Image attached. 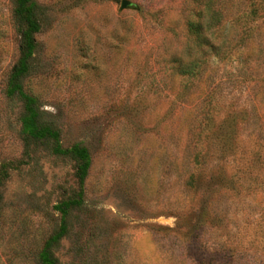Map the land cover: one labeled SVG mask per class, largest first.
<instances>
[{
  "label": "rangeland",
  "instance_id": "1",
  "mask_svg": "<svg viewBox=\"0 0 264 264\" xmlns=\"http://www.w3.org/2000/svg\"><path fill=\"white\" fill-rule=\"evenodd\" d=\"M128 1L0 0V264H264V0Z\"/></svg>",
  "mask_w": 264,
  "mask_h": 264
},
{
  "label": "trees",
  "instance_id": "2",
  "mask_svg": "<svg viewBox=\"0 0 264 264\" xmlns=\"http://www.w3.org/2000/svg\"><path fill=\"white\" fill-rule=\"evenodd\" d=\"M15 16L20 21L23 22L24 28L22 29L21 36L25 44L22 46V54L23 58L30 55V48L33 45L34 38L33 33L37 31L38 25L37 21L35 19V13L34 8L31 3H29V0H18L17 7L15 9ZM26 69V63L25 61H22L20 64V67L16 70L15 74L18 75L17 79L19 78V74H22L23 71ZM25 107L28 114L26 115V121L30 125V134L33 138H49L51 135L46 130V128L39 127L37 123H35V109H33V101L29 99H25ZM36 124V125H35ZM58 152L61 151V149L55 147ZM55 149V150H56ZM64 154L69 155L70 158H72L77 163V175L82 182L87 168V153L84 149L80 147H74L71 150H67L64 152ZM74 198L68 199L67 202L62 203V212H66L70 207L77 205L79 202H77ZM46 252V251H45ZM47 254V252H46ZM44 262L46 264H54V260L52 258H49L48 256L44 258Z\"/></svg>",
  "mask_w": 264,
  "mask_h": 264
},
{
  "label": "water",
  "instance_id": "3",
  "mask_svg": "<svg viewBox=\"0 0 264 264\" xmlns=\"http://www.w3.org/2000/svg\"><path fill=\"white\" fill-rule=\"evenodd\" d=\"M132 5H133L132 2H130L128 0H121V2H120V10L130 8Z\"/></svg>",
  "mask_w": 264,
  "mask_h": 264
}]
</instances>
